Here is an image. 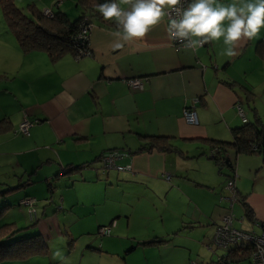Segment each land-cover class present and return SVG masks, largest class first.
Instances as JSON below:
<instances>
[{
    "label": "crops",
    "instance_id": "crops-1",
    "mask_svg": "<svg viewBox=\"0 0 264 264\" xmlns=\"http://www.w3.org/2000/svg\"><path fill=\"white\" fill-rule=\"evenodd\" d=\"M131 2L122 0L121 7L130 8ZM62 5L66 1L51 9L61 11ZM34 6L38 8L36 2ZM90 10L91 55L77 57L68 51L52 60L44 50L16 48L11 66H0V191L15 189L0 192V205L6 206L0 209V224L24 226L23 236L41 233L48 245L47 253L22 258L1 257L11 254L2 250L0 264H88L69 255L53 256L78 245L83 258H99L107 245L112 253L107 264H130L131 251H137L134 264H199L193 260L200 254L195 253V243L211 244L217 256L210 264H221V257L239 245L221 247L215 241L225 214L241 211L235 219L238 227L251 232H262L264 223V153L221 149L232 166L219 165L207 155L211 139L231 140L233 128L245 122L258 120L264 127L258 108L243 104L241 96L254 100L255 83H264V29L257 38L239 42L237 55L227 57L221 55L222 41L199 50L175 47L167 17L145 37L124 41L116 35L122 29L114 19L104 20ZM134 77L142 78V88L129 85L127 80ZM191 105L198 113L196 125L183 117L184 108ZM25 116L38 119L29 134L19 131ZM153 135L169 138L161 143L164 148L149 149L147 137ZM123 149L126 155L118 163L131 164L130 170L102 167L98 159L103 152ZM231 178L253 218L242 217L243 202L231 208L222 198ZM95 185L103 186L107 195L86 194L85 189ZM27 194L37 198L40 219L33 226L27 209L18 206ZM177 195L181 206L175 214H161L159 227L142 228L149 219L145 216L141 228L130 230L136 201L153 198L169 205ZM89 214L97 215L91 226L83 222ZM113 221L111 236L100 243L104 235L99 228ZM67 237L69 247L53 250V240L64 243ZM110 241H122V248L112 252ZM245 257L254 264L250 250Z\"/></svg>",
    "mask_w": 264,
    "mask_h": 264
},
{
    "label": "trees",
    "instance_id": "trees-1",
    "mask_svg": "<svg viewBox=\"0 0 264 264\" xmlns=\"http://www.w3.org/2000/svg\"><path fill=\"white\" fill-rule=\"evenodd\" d=\"M59 2V1H58ZM84 4L82 14L78 16L76 19L71 20L69 16L63 12L58 11L55 12L53 10V16L44 15L41 9H38L34 6V3L29 5L33 16H29L26 14L20 7H18L15 3V0H0L1 8L4 14L5 21L8 27L14 32L18 41L20 43L23 51L28 52L32 50H44L46 51L52 60H56L61 57L66 52H73L75 44L73 42L74 36L78 35L81 30V24L85 17H88L89 21L93 23V18L91 14H88V10L96 12L95 14H99V16L103 18V16L96 11L97 6L105 2V0H80ZM57 5V4H56ZM59 7V4L57 5ZM105 20V19H104ZM94 24V23H93ZM264 41V40H263ZM32 122V125L29 127V133L31 127L35 125L38 119H31L30 117H25ZM8 121H6L7 125H4L5 128L8 126ZM242 127H235L232 130L233 138L231 140H221V139H211L210 143L212 144L211 149L207 153L209 158L217 161L219 165L228 164L231 166L234 165L230 159H228V155L222 153L221 149L227 151L230 148L236 150V152H260L264 153V127L260 123V121H256V123L250 122ZM21 125V124H20ZM0 129H2V125L0 124ZM19 131L24 133L20 126ZM27 133V134H29ZM151 146L149 149L153 147L164 148L165 145L161 144L165 142V140H169L168 137L163 135H153L150 137ZM171 145V144H170ZM172 147L175 146L171 145ZM170 148V147H169ZM105 154L103 152L99 159ZM231 161V162H230ZM234 168V167H233ZM65 170H68L66 168ZM63 172H59L58 174H62ZM232 179V178H231ZM234 179V178H233ZM230 180V179H229ZM235 181V180H234ZM228 183V182H227ZM227 186V184H226ZM225 186V188H226ZM14 187H9L0 191L1 193H7L14 191ZM227 190V188H226ZM235 194L237 196L236 202H243L244 197L240 195L237 190L235 183ZM229 194L232 192L227 190ZM223 196V195H222ZM221 196V197H222ZM225 196V195H224ZM33 197L35 198L33 203V208L35 209L36 217H31L29 214V206L22 202L23 199ZM19 207H25L27 209V214L32 222L30 225L33 226L37 224L39 218V211L37 207V198L32 195H24L20 197L18 200ZM246 210L245 214L242 216L253 218V210L248 205L245 204ZM6 207V206H5ZM5 207L1 208V211L4 210ZM15 223H2L0 224V253L2 250H6L11 254H4L1 257H18L22 258L25 256H31L35 254H45L48 252V245L46 240L41 236V233H33L31 235L21 236L20 238H15L10 240L16 236V234L23 229L14 227ZM247 231V230H246ZM251 232V231H250ZM260 233V232H259ZM231 244H239L235 248H231L230 252L223 256V260L221 264H232L234 261L239 262L246 256L247 251H251V245L249 243H230ZM228 245V246H229ZM16 247L17 252H16Z\"/></svg>",
    "mask_w": 264,
    "mask_h": 264
},
{
    "label": "clouds",
    "instance_id": "clouds-1",
    "mask_svg": "<svg viewBox=\"0 0 264 264\" xmlns=\"http://www.w3.org/2000/svg\"><path fill=\"white\" fill-rule=\"evenodd\" d=\"M121 2L105 0L97 11L105 20H115L122 29L116 35L124 41L145 37L179 12V18L169 19L172 39L194 50L222 41L221 55L233 57L239 42L257 38L264 29V0H132L130 8L121 7Z\"/></svg>",
    "mask_w": 264,
    "mask_h": 264
},
{
    "label": "rangeland",
    "instance_id": "rangeland-1",
    "mask_svg": "<svg viewBox=\"0 0 264 264\" xmlns=\"http://www.w3.org/2000/svg\"><path fill=\"white\" fill-rule=\"evenodd\" d=\"M59 1L60 4H63V2L66 1V5L63 6L62 5V9L61 11H65L66 14L69 16V18L71 20L76 19L78 16H80L82 14V10L84 7V4L82 2H80V0H54L51 3V0H15V3L18 7H20L26 14H28L29 16H33V14L29 8V5L33 4L34 2H36L37 6L39 9H41V6H43V4H50V5H45L42 7V10H45L46 8H51L52 6L54 7V4ZM64 8V9H63ZM18 48L20 50L21 46L20 43L18 41V38L16 37V35L14 34V32H12V30L8 27L5 18H4V14L1 8V4H0V66H6L9 67L11 66L9 63L11 62L10 58L13 57V52L14 49ZM22 50V48H21ZM254 92L256 93L255 95V99L252 101H246L245 98V93H242V100H243V104H247L246 102L250 103V107L251 106H256L259 110V113L261 114L260 117H262V119H264V83H262L261 81H258L257 83H255V88L253 89ZM242 91V90H241ZM243 92V91H242ZM26 117V116H25ZM254 117V116H253ZM252 117V119H253ZM24 119V118H23ZM123 153H125L126 150H121ZM110 150L105 151L106 153H109ZM121 160V159H120ZM97 167H100V165H98ZM96 169V167H95ZM111 171V170H110ZM126 171V170H123ZM229 173V172H228ZM166 175L168 174V172L165 173ZM166 175H164V177H166ZM167 179V178H166ZM78 188H76L75 190H77ZM61 191V190H59ZM59 191L57 192L59 194ZM86 194L89 195H98L100 197H105L107 195L108 192L104 191L103 186L101 187L100 185H95V187L93 188H86L85 189ZM229 193L226 192L224 195L227 196ZM138 198V196H136V199ZM136 201V200H135ZM138 203V205H137ZM167 203V202H166ZM182 204V199L177 195V197H175V199H173V204H165L163 203L161 200H158V202H154L153 198H143L142 201L140 202L139 200L136 201L133 205V209L132 210V218L133 221H131V227L130 230L134 231L140 226V218L141 217H149V219L146 222H143L142 224V228L146 229H154L160 226V224L162 223L161 220V214H164L166 211L169 212V215L171 213H174L177 211L178 206L180 207ZM3 205H0V209ZM104 212V209H101L100 212ZM171 212V213H170ZM234 217L236 219L240 218L241 211L239 212L236 211L234 212ZM175 214V213H174ZM96 214H89L85 217V219L83 220L84 224L91 226L95 221H96ZM71 217H68L67 219L69 220ZM233 222V225L237 228H239L238 226L240 225V221L235 220ZM61 228L63 230H65V228L63 226H61ZM242 229V228H240ZM26 229H22V231H19L16 236L14 237H10L13 240L15 238H20L21 236L24 235V233ZM194 233H199V230H195ZM112 235H117V233H115V231H113ZM176 235V234H174ZM105 236V235H104ZM103 236V238L99 237V242L102 244L104 243V239L110 237L111 235H106L105 237ZM122 241H110V246L111 248H113L112 252H116L117 250L122 248ZM53 244V250L56 249L59 246L62 245H66L67 247H69V239L68 237L64 240L60 239V238H56L55 240L52 241ZM96 244V245H95ZM94 245L98 247V242L95 243ZM213 245H217L214 241L212 242ZM230 246H233V244H231ZM221 247H225V246H221ZM99 248V247H98ZM212 246L211 244H206L204 245V243L202 244H197L195 243V253L199 252V256H193V260H198L200 263L199 264H210V261L212 259H214L217 255L215 254V252H213ZM107 250V251H106ZM106 251V252H105ZM59 252L61 253V256H72V257H76V260L78 261V263H81L82 260L86 259L88 264H107L108 260L111 259V251L107 249V245H104V247L102 248V250L100 252H102L101 256L98 258V254H96L95 258H91L92 256H86L85 258H83L82 256V251L81 248L76 247V248H61L59 250ZM65 252L67 253V255H64ZM108 252L111 254L109 255ZM98 253V252H96ZM139 253H142L141 251H139ZM137 254V251H131L130 253L127 254L128 256V263L130 264H134L135 260L133 257H135ZM95 255V254H94ZM60 256V257H61ZM71 257V259H72ZM196 258V259H195ZM99 260V261H98ZM31 263L34 262V260H29ZM238 263L240 264H251L250 258L249 257H245L244 259L240 260ZM110 264H118L115 263L114 260L110 263ZM119 264H122L121 262ZM234 264H237V262H235Z\"/></svg>",
    "mask_w": 264,
    "mask_h": 264
},
{
    "label": "built area",
    "instance_id": "built-area-1",
    "mask_svg": "<svg viewBox=\"0 0 264 264\" xmlns=\"http://www.w3.org/2000/svg\"><path fill=\"white\" fill-rule=\"evenodd\" d=\"M185 7L187 5H184ZM44 15L46 16H53L54 13L51 8H46L43 10ZM168 20L171 18H179V12H174L170 17H167ZM169 24V21H168ZM169 26V25H168ZM92 28V23L89 21L88 17H85L82 24H81V30L78 35L74 36L73 42L75 44V47L77 48V55H90L91 50L89 48V33L90 29ZM172 39V38H171ZM173 44L175 47H183L185 46L184 43L178 42L174 39H172ZM129 85L132 88H142L143 80L141 77H134L127 80ZM195 100H198L196 98ZM238 109L241 113L243 120L247 121V117L243 113V108L241 107L240 103H238ZM183 117L185 121L189 124L196 125L199 123V117L198 113L196 111V107L194 105L186 106L183 110ZM32 125V122L25 118L23 122L20 125L21 130L27 134L29 133V127ZM126 155V152L123 153L119 150H111L109 153H106L102 156L101 162L102 167L104 169H117V170H130L132 168L131 164L128 165H121L118 163V160L123 158ZM166 175V174H165ZM167 179L170 178V175L167 174ZM227 190L231 191L232 193L223 196L222 198H225V200L230 201V207L232 208L234 206L235 201L237 200V196L235 194V181L234 179H230L226 186ZM35 198L29 197L26 199H23L22 202L29 206V214L31 217H36L35 215V209L33 208ZM234 214L231 212L230 214H225L223 216L222 223L218 225L216 233H215V241L220 243L221 246H228L230 243H249L251 245V256L254 264H264V223L262 224V232L256 233V232H250L246 231L244 229L237 228L233 225L234 222ZM115 224V221H113L110 224L103 225L99 228L100 235H109L112 231V225ZM222 261V260H221Z\"/></svg>",
    "mask_w": 264,
    "mask_h": 264
},
{
    "label": "bare ground",
    "instance_id": "bare-ground-1",
    "mask_svg": "<svg viewBox=\"0 0 264 264\" xmlns=\"http://www.w3.org/2000/svg\"><path fill=\"white\" fill-rule=\"evenodd\" d=\"M56 4L58 5L59 2L57 1ZM42 11H43V10H42ZM52 11H53V10H52ZM93 25H94V24L92 23V26H93ZM91 29H92V28H91ZM91 29H90V31H91ZM89 48H90V33H89ZM90 50H91V49H90ZM77 52H78V51H77V48L75 47V48H74V54H75L77 57L85 56V55L78 56V55H77ZM91 54H92V51H91ZM91 54H90V55H91Z\"/></svg>",
    "mask_w": 264,
    "mask_h": 264
},
{
    "label": "water",
    "instance_id": "water-1",
    "mask_svg": "<svg viewBox=\"0 0 264 264\" xmlns=\"http://www.w3.org/2000/svg\"><path fill=\"white\" fill-rule=\"evenodd\" d=\"M225 247H227V246H225ZM224 258V257H223ZM223 258L221 257V260H223Z\"/></svg>",
    "mask_w": 264,
    "mask_h": 264
}]
</instances>
